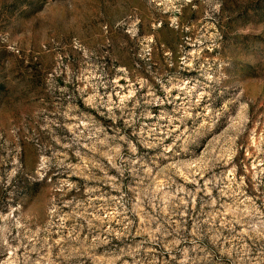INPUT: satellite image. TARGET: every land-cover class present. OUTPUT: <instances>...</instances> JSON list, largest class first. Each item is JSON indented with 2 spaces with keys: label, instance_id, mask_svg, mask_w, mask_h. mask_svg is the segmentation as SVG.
I'll return each instance as SVG.
<instances>
[{
  "label": "rangeland",
  "instance_id": "374dc122",
  "mask_svg": "<svg viewBox=\"0 0 264 264\" xmlns=\"http://www.w3.org/2000/svg\"><path fill=\"white\" fill-rule=\"evenodd\" d=\"M0 264H264V0H0Z\"/></svg>",
  "mask_w": 264,
  "mask_h": 264
}]
</instances>
